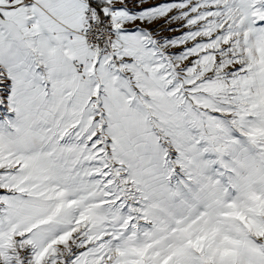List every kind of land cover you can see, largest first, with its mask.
<instances>
[{
  "label": "snow or ice",
  "instance_id": "1",
  "mask_svg": "<svg viewBox=\"0 0 264 264\" xmlns=\"http://www.w3.org/2000/svg\"><path fill=\"white\" fill-rule=\"evenodd\" d=\"M0 264H264V0H0Z\"/></svg>",
  "mask_w": 264,
  "mask_h": 264
}]
</instances>
